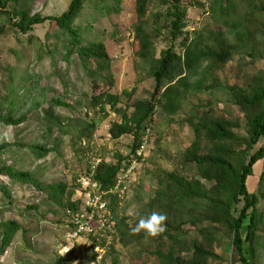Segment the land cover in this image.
Segmentation results:
<instances>
[{
  "label": "rangeland",
  "instance_id": "rangeland-1",
  "mask_svg": "<svg viewBox=\"0 0 264 264\" xmlns=\"http://www.w3.org/2000/svg\"><path fill=\"white\" fill-rule=\"evenodd\" d=\"M70 1L0 0V116L19 122L5 125L0 119V167L7 165L28 172L42 187L65 184L68 194L64 205L69 196L71 201L83 199L78 191L79 180L89 167L97 162H109L116 153L129 159L132 137L111 140L110 125L119 122L120 117L109 106L102 108L101 102L94 104L93 98L102 92L119 95L118 108L122 109L137 100L149 99L155 87L153 72L171 46L167 32H154L152 25V57L143 60L134 54V0H88L73 22L81 48L90 44L105 46L110 58L108 71H99L91 62L79 60L76 54L65 57L70 38L59 30L49 33V23L33 27L26 35L15 27L25 13L59 17ZM163 2L168 0H149L146 19L149 25L156 13L166 14L169 3ZM212 3L213 0H182L187 24L184 32L190 38L202 34V42L207 43L210 33H227L228 27L223 24L227 19H219ZM233 3L236 10L227 21L247 20L242 23L248 30L246 41L240 44L227 34L234 48L231 59L218 69L189 79L192 86L178 113L167 116L157 106L152 122L143 132L142 141L146 142L143 160L129 192L119 199L115 214L128 218L132 226L139 218L151 214L146 206L155 192L163 188L157 184L160 172L195 178L206 189L213 185L195 176L194 168L184 162V152L194 137L190 121L204 117L223 119L237 126V135L246 136L247 118L235 105L233 96L264 85V0H256L250 7L241 0ZM163 23L161 19L158 26L163 28ZM182 40L183 36L174 46L180 56ZM263 143L260 140L254 151ZM35 148L48 153L36 158ZM262 174L264 160L247 179L248 192L258 197L255 238L251 247L245 245L246 258L252 256L253 264H264V217L260 216L264 210ZM3 188L9 199L3 195ZM248 222L247 219L243 223V237ZM7 225L15 228L9 237L7 232L11 230ZM201 228L214 226L185 225L187 240L199 238ZM69 231L64 206L47 200L44 193L32 186L0 176V252L4 250L0 253V264H54L73 247L77 255L74 264H158L151 254L160 243L143 232L137 233L141 238L139 243L123 248L116 242L115 232L104 234L110 236L107 243L103 238L99 241L83 238L70 244L66 239ZM215 237L216 258L210 264H240L231 246V235L225 229H218ZM93 240L94 246L101 250L98 253ZM163 243L165 249L169 243Z\"/></svg>",
  "mask_w": 264,
  "mask_h": 264
},
{
  "label": "trees",
  "instance_id": "trees-1",
  "mask_svg": "<svg viewBox=\"0 0 264 264\" xmlns=\"http://www.w3.org/2000/svg\"><path fill=\"white\" fill-rule=\"evenodd\" d=\"M88 0H71L67 10L59 17L29 16L23 14L20 21L15 24L21 34H28L33 27L49 23L50 30H59L70 38V45L65 51V57L76 54L81 61L91 62L103 72L110 69V58L103 44H90L85 48L79 45L78 33L72 28L73 22L79 16ZM118 1V0H116ZM234 0H213L212 9L219 19L231 20L235 13ZM248 2L250 7L256 0H241ZM166 14L156 13L152 16V22L147 23L149 0H134V54L139 59H149L153 55L152 32L165 30L169 35L171 46L162 54L153 72L155 87L152 95L146 100H137L127 108H118L120 96L110 92H102L93 98L94 104L102 103V108L109 106L111 111L120 117L119 122L110 125L108 134L111 140H119L125 136L132 137L129 159L142 145L143 132L152 122L157 106L167 116H174L181 108V104L188 93L189 79L205 75L209 70H215L224 66L232 57L233 46L227 39V34L240 44L247 39L248 30L242 27L247 21H224L228 27L227 33L218 31L210 33L208 42H202V34L190 38L184 32L187 27L185 22V10L182 8V0H168ZM163 20V28L158 26ZM242 29V30H240ZM240 30V31H239ZM183 36L181 45L182 55L174 51L175 42ZM205 65V66H204ZM204 78L202 77V80ZM201 81V80H200ZM202 82V81H201ZM197 82V87H201ZM234 103L241 113L246 115V136L237 135V126L233 122L223 119H209L204 117L196 122L190 121L193 133V141L184 152V162L194 168L195 176L213 185L206 189L195 178H185L175 172H160L157 176L159 189L155 197L147 203V208L152 212L166 215L165 231L151 239L159 242V248L151 255L156 258L158 264H210L215 259L217 239L215 234L218 229H225L231 235V246L240 264H253L251 258H246L245 245L252 246L255 238L258 215L255 207L258 197L250 194L247 189V179L253 175L255 166L264 160V143L254 151V147L263 140L264 142V85L261 88H252L250 93L237 92L233 96ZM100 103V104H101ZM5 125H15L11 117L1 118ZM36 158H43L48 152L42 149L33 151ZM121 154H115L109 162H100L92 175L103 191L114 186L117 175L126 167L129 159ZM92 166L82 176L91 174ZM0 176L11 180L13 183L25 184L34 187L44 193L46 199L64 206L67 210L76 211L81 199L63 202L67 197L68 187L65 184L42 187L41 184L28 172H21L12 166L0 167ZM260 181H264V174ZM80 192V190L78 189ZM2 193L9 199L6 189ZM108 203L113 216V226L116 233V242L123 248L139 243L141 239L137 233L132 232V226L128 218L118 217L116 214L119 199L110 196ZM240 203H242L239 208ZM33 209V207H32ZM67 216V215H66ZM264 217V210L261 212ZM68 221H70L67 216ZM249 220L247 234L242 235L243 223ZM208 223L214 228H201L199 238L188 239L183 227ZM9 237L15 230L14 226L7 225ZM69 227H71L69 223ZM145 235V234H144ZM6 237H3L6 242ZM164 241L169 245L163 249ZM94 246V240H93ZM2 249L0 253L3 254ZM77 261L75 247L66 254L58 257L54 264H74Z\"/></svg>",
  "mask_w": 264,
  "mask_h": 264
},
{
  "label": "built area",
  "instance_id": "built-area-1",
  "mask_svg": "<svg viewBox=\"0 0 264 264\" xmlns=\"http://www.w3.org/2000/svg\"><path fill=\"white\" fill-rule=\"evenodd\" d=\"M145 144L146 142L143 140L142 145L129 159L126 167L117 175L114 186L111 189L107 191L101 190L100 186L92 179L94 168L99 162L92 165L90 175L80 178L79 190L83 195V199H81V203L76 211H66L71 225L69 227L70 231L66 235L68 243L74 244L83 238H94L96 241L103 238L106 243L109 241L110 236L104 234L115 231L107 198L116 196L118 199H122L129 192V185L134 181L135 172L139 163L143 160ZM69 249L71 250L72 248ZM94 250L96 253L101 251L98 249V246H94Z\"/></svg>",
  "mask_w": 264,
  "mask_h": 264
},
{
  "label": "clouds",
  "instance_id": "clouds-1",
  "mask_svg": "<svg viewBox=\"0 0 264 264\" xmlns=\"http://www.w3.org/2000/svg\"><path fill=\"white\" fill-rule=\"evenodd\" d=\"M166 219V215L157 212H152L147 216L139 218L138 222L132 228V232H143L147 236L155 237L165 231Z\"/></svg>",
  "mask_w": 264,
  "mask_h": 264
}]
</instances>
